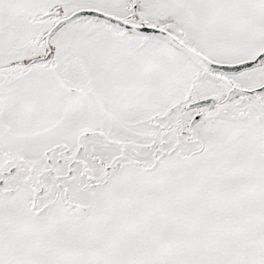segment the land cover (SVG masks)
Wrapping results in <instances>:
<instances>
[{"label": "snow or ice", "instance_id": "obj_1", "mask_svg": "<svg viewBox=\"0 0 264 264\" xmlns=\"http://www.w3.org/2000/svg\"><path fill=\"white\" fill-rule=\"evenodd\" d=\"M0 264H264V0H0Z\"/></svg>", "mask_w": 264, "mask_h": 264}]
</instances>
